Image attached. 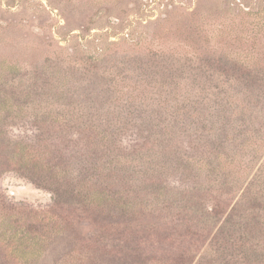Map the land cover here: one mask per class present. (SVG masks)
<instances>
[{"label":"rangeland","instance_id":"obj_1","mask_svg":"<svg viewBox=\"0 0 264 264\" xmlns=\"http://www.w3.org/2000/svg\"><path fill=\"white\" fill-rule=\"evenodd\" d=\"M263 73L264 0H0V104H9L0 110V148L51 141L33 114L78 119L66 147L74 153L86 141L83 124L136 135L142 122L149 130L172 122L184 97L223 94L249 103L239 123L253 133L264 127V100L254 102ZM245 79L254 87H242ZM144 98L142 111L131 109L130 120L117 124L115 108ZM224 146L223 184L209 178L222 196L191 190L207 220L98 207L85 199L82 178L24 171L0 153V264H264V199L256 194L264 144L256 156L232 141Z\"/></svg>","mask_w":264,"mask_h":264},{"label":"trees","instance_id":"obj_2","mask_svg":"<svg viewBox=\"0 0 264 264\" xmlns=\"http://www.w3.org/2000/svg\"><path fill=\"white\" fill-rule=\"evenodd\" d=\"M227 84L232 85L230 82ZM241 84L242 87H252L247 79ZM254 86H257L255 89L259 92L254 102L260 103V100H264V77L261 78V85ZM208 99L201 96L184 97L177 108V112L181 111V114H170L172 118L174 117L172 122L168 123V119L162 121L160 116V126L153 125L150 130L141 125L142 122L140 126L132 128L133 131L134 129L138 131L136 135L131 134L130 128L120 125H109L104 128L101 125L83 124L86 141L83 146H75L73 150L76 152L74 153L72 150L67 153L66 147L71 143L67 142L70 138L68 133L75 130L74 127H78L73 124L78 119L74 122L73 119H66L62 112L33 114L36 123L44 126V131L51 141L38 149L17 142L11 149L6 145L1 147L0 153L11 164L18 165L24 171L29 167L44 172L52 171L58 177L56 179L62 181L82 178L81 189L85 194V199L91 200L98 207L113 206L120 212L130 213L151 209L155 212L160 208L163 214L166 213L172 217L176 215L192 218V220H207L209 215L206 214V209L202 207L200 201H196L197 194L191 190L197 185L198 191L204 188L207 197L213 196V192L222 196L216 187L219 188L223 184L220 178L225 172L223 164L225 165V159L228 157L226 153H229L224 144L232 141L236 151L248 152L250 149L254 155L264 144V127L252 133L249 124L245 126L239 123L248 115L245 112L250 109H245V107L247 108L249 103L246 105L227 94L218 95L212 100ZM125 102L126 105H119L114 110L116 114L113 118L117 124L121 123L119 119L130 120L133 116L131 109L136 108L138 113L142 111L140 107L146 99L144 98L142 105H137L136 101L130 99ZM204 103L208 105L213 103L214 106L205 108ZM159 105L157 106L161 110ZM7 106L3 107L0 104L2 107L0 110H9ZM204 108L206 114L200 112ZM158 112L153 111L157 117ZM102 116L108 118L110 115ZM184 118L190 122L184 121ZM134 119L142 120L139 115ZM146 134L148 136H145ZM2 135L3 132H0V141H2ZM195 137H197V147H193ZM184 140H188L189 149L184 146ZM190 149L193 152L195 149V153L199 155L192 156L188 152ZM66 155L68 156L63 164L62 159ZM79 155L80 157H77ZM85 155L83 164L80 160ZM52 158H54V164L57 163L59 166L53 167L48 164ZM72 164L75 165L74 169ZM175 170L190 181L172 179L177 177L170 175ZM261 170L263 171L262 178H264V164ZM76 173L77 176L73 177L72 175ZM212 176L217 178L216 187H211L212 182L209 178ZM202 181L208 183V186H202ZM214 182L213 179V184ZM77 186L79 187L78 184ZM256 186L261 190L256 194L260 199H264V188H261L264 187V183ZM171 210L177 212L170 214ZM20 255L26 258L24 254Z\"/></svg>","mask_w":264,"mask_h":264}]
</instances>
